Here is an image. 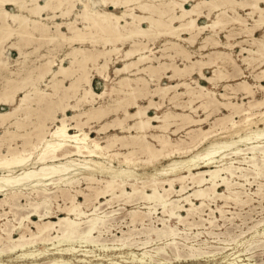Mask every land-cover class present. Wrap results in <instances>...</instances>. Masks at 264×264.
Wrapping results in <instances>:
<instances>
[{
  "label": "bare ground",
  "instance_id": "obj_1",
  "mask_svg": "<svg viewBox=\"0 0 264 264\" xmlns=\"http://www.w3.org/2000/svg\"><path fill=\"white\" fill-rule=\"evenodd\" d=\"M189 2L192 3L186 6V4H188ZM261 4L264 5V0H197V1L195 0H0V42L4 41V39H7L14 34L18 35V38L20 36H22L23 38L27 36L30 37L32 36L36 39L47 37L49 41L57 40V41H61V43H63L62 41H66L68 42V44L75 43V41L83 42L85 40H90V42L91 41L94 42L95 40V36H93L95 34L94 29H96V31L99 30L102 33L101 35H103V37L102 36L101 37L104 39L105 42V45L102 49L99 48L95 49L93 47L94 50L93 49L89 50L85 47L83 48L80 46L79 47L72 46V48L68 52H66L63 57L59 58V61L53 59L55 57L49 58L50 56L49 55L47 58H45L43 61L40 62L39 66H37L38 68L36 67L37 70L33 71L34 68L32 70L30 69L31 70L30 72L27 71L25 72L27 73L25 74V76H20V79L15 82L16 84L13 83L12 81L13 79L9 76L6 77L5 80L6 83L5 84L3 83V87L0 91L1 92L0 102L3 104L5 103L10 104L11 107L4 110H0V124L14 123L16 124L17 127L21 126L23 129L24 126H22V123L20 121V117H19L20 115L18 116L19 111L22 109V111L24 112L23 108H26L25 109L26 112L24 113V115H22V117L24 118L28 116L30 114L29 111H31L28 108L30 106L29 104L31 103V102L29 103V99L31 98L33 99L36 96L37 101H40L41 103L42 102L41 100L44 99V96L52 93L56 94V96L58 97V100L54 102H56L57 104V105L55 104V108L56 109L59 108V110L61 111V115L57 116L55 114V110L50 105L51 103L49 104V101L51 100L49 101L46 100L48 102V103L46 102L47 107L45 106L46 110L48 109L46 111V114L47 112H51L52 110H54L52 111V114L49 113L51 115V120L49 119L51 121V125H47L45 123L46 121L45 120L43 121L42 119L41 121H39L37 124L34 125L35 128L34 132L36 135L35 142H31L29 138L28 140H23L22 144H18V145H22L21 148L17 147L16 144L15 146L10 144L6 151L0 150V170H1L0 193L4 194V196L0 198V203H6L10 208H15V209L29 207V210L25 211L26 213L23 212L22 216L19 217L20 220H18L17 225L13 224L12 226L8 227V225L5 222L0 223V253L4 251L12 252L15 249H19L21 252L18 255H16V258L23 259L27 257L28 255L27 253L29 251L28 248L30 247L31 244L34 245V243L35 244L42 243L46 245L47 243L54 244L55 241L57 243H60L63 241L70 240L71 242V240L74 237L76 238L80 237L79 238L80 242L86 243V245L92 243L93 241L97 242V240L95 241L94 238H96L99 234H101L102 232L101 227H103L102 223L104 222L103 218L106 216L108 217L107 214L101 215L98 212V209L103 204H110L112 200L115 201L114 198L116 197L125 196L127 198L129 197L131 198V196L140 195V197L145 198V200L148 199L157 202L161 207L162 213L167 215L168 217L174 215L175 213H178V218L177 217L176 218L179 221H185L188 215H191L197 209L200 210V207L203 206L204 204V200L207 198L211 199V198L219 197V199H221L220 197H223V199H225L226 202L227 200H230L235 205L239 203L243 204L244 202H246L245 198L244 200L240 198L239 190L236 191L233 187L236 186L234 184H239V182H235L232 179H229V177L234 174V171L237 168L240 170L239 171L240 176L243 178L244 176L245 177L248 176L247 172L246 173L242 172L241 171L242 167L238 165L233 166L232 160L231 161L225 160L228 155L227 153H225V149L230 148L232 150L231 153H233L234 155H238L242 153L241 152L242 149L238 147L237 143L238 142L245 143V141L247 142L251 141L250 143H254L250 147L252 153L251 155L245 156L243 158H249L248 160L252 162V166H253L252 169L255 171V173L253 172L254 174L260 175L264 173L262 168V166H264V146L261 145L262 141L259 140L264 138V125L262 127L256 126V128H253V125H256L258 120L264 122V95L262 99L254 98V102H251L252 101L251 100L250 105L249 106L247 105L248 106L247 108L241 109L239 108V106L236 105L237 108L233 110H235V113L241 112L243 114L241 120L239 121L235 120L232 115H228V114L221 115L218 117V119H216L218 120V122H216L217 125H223V128L230 129L232 133L236 135V138L232 137L231 139L228 140L227 139L218 140L217 138H214L210 140V137L212 136L209 133L210 130L208 131V129L201 128V130L200 129L197 130L202 132L201 133L198 132L196 136L192 135L190 137L191 141L189 142L185 141V143H182L181 141L183 139H181L179 142H172L169 136L164 134L162 130L169 126L171 120H173L174 117H179V118H175V121L182 120L184 124H188V125L200 123L203 120V118H196L184 112H171L166 110L162 111L161 113L149 114L147 110L150 106L154 104V101L152 99H149L148 105H141L137 101V97L138 96L141 97V95L148 93L149 95L157 94L162 99H164V97L167 95L168 98L171 99L172 101L173 98H176L177 95L181 93H187L189 95L187 103L186 104L176 103V104H179L182 107L189 106L190 109L193 111L197 109L198 106H203L204 108H206L209 107L211 104H213L214 101H216L214 98L216 92L208 88L206 85L200 84L196 80L194 86H191V83L187 82L188 80L181 82L180 84L184 85V88L179 91L176 89V86L179 85L178 82L175 85H170L169 83H165V84L156 83L153 88L151 87L149 88L146 82L147 79L141 74H137L134 77L129 75H120V77L116 80L117 85L112 86L111 90L118 93V97L116 99L120 102L119 104L121 103L122 105L123 103L125 104L126 102L125 100L128 99L127 100L128 102H126V106L125 105L124 106L126 108L134 107L135 109L131 111L124 108V116L123 117L117 116L116 118H114L111 124L115 126L119 125L121 129L127 128L128 130L134 128L135 133L130 132L129 134L126 135L125 134L120 135L117 133L109 134L107 135L106 142L103 144L98 139L92 137L89 131L85 130L82 125L84 123L91 121V119L99 120L100 118L105 117L107 114L111 113L110 111H112V109L110 108L114 107V106H110V108H107L106 106L101 104H98L97 106L92 104L93 101L96 100V98L102 97L108 91L106 89H103L101 91L94 90L91 82L93 72L90 70L92 67L94 68L95 73L97 75L103 77L104 79L107 78L109 73L108 68L111 59V54L112 52H117L118 50L121 49L120 46L114 44L115 42L121 41L124 43V40L133 38L135 36L137 37L140 34L148 35V36L152 34L155 35L167 34L170 36L172 35L178 36L180 35V33L182 34L181 31H186L185 33L189 34V37L193 40L196 37V35L199 33V31L204 29L205 27L207 28L209 27L210 29V27L213 28L215 26L220 25L222 23L220 17L227 15L226 13L228 9L234 10L235 13L236 5L244 9L248 7L247 13L250 15V17L251 16L254 17L255 26L264 27V6H262ZM203 5H208V7H206L207 9L206 15L208 17H210V12L213 9H217L218 13L216 16L218 15L221 16L218 17L217 19L211 20V22L205 24H199L198 18L203 14L202 13ZM136 6L139 7V9L142 10L143 12H146L147 15L143 16L135 13L133 8H135ZM111 8L112 9L122 8V10L120 13H116ZM72 12H74L73 19H66L62 21L56 20L57 17H62V16H67L68 18V15H70ZM236 13H237L236 16L231 17L232 21L234 20L237 22H242L243 21L242 17L239 15L238 12ZM256 13L257 15H254ZM227 16L229 17V15ZM45 20H50L52 24L47 23ZM78 20L85 22L83 27L82 26L80 27L77 24ZM173 21H178L179 23L175 25L173 24L174 23ZM143 22H147L148 26L147 27L143 26L142 25ZM50 26L52 27L51 32L49 31V28H51ZM62 27H66V29L70 31L69 34L65 33L62 30ZM248 28L251 27L248 26ZM252 31L253 29H251L249 32L252 33ZM21 38H19V40ZM186 38L187 37L183 39ZM253 38H254L253 40L256 41V49L241 47V51H247L250 54L257 53L256 55H259L260 58L262 57V60L264 62V39L257 38L255 36ZM19 40H17L16 42L18 43ZM136 40H133V42H137ZM213 40L215 39L213 38ZM169 41H171L170 42L171 45H169L168 47L174 48L176 53L187 52L179 42L171 39L168 40L167 42ZM37 42L38 41H36V44ZM217 42L214 41L215 44ZM45 43L46 40L43 44ZM106 44H110V47L106 46ZM137 44L138 45H136L135 43L134 46L132 47L130 46V48L125 49L123 51L122 53L124 57L123 60L125 61L123 62L122 65L114 67L115 73L121 74L123 72H126L127 70L129 71V67L134 66L135 67L134 72L136 73L145 72L151 77V79L153 77H156L158 79L161 74L160 71L166 69L167 67H170L171 65L165 64L164 62H161V60L158 61V63L156 64L153 63L151 60L158 58L157 56L154 55L153 48L150 47L149 45L147 46L145 43H141V44L137 43ZM11 45L13 49L16 48L18 49V51L20 50V48L15 44V42H12ZM202 46H204V44ZM3 50L4 48H2L0 45V66L1 65L6 66L8 63V55H7L8 52L7 54H4V57H1ZM50 52L53 51L50 50ZM19 53L22 55L25 54L22 50H20ZM222 53L225 54L224 52ZM209 57L207 58L208 60H196L195 62L188 61L189 64L187 63L184 69L174 66L172 70L173 72L172 74L174 75L176 74V72L181 70L193 69L194 65H197L199 71L198 74H200L202 78L205 79V81L210 83L212 80H214L215 77H219V75L221 76L222 72L220 73V69H219L220 66L219 63L217 62V59L222 60L223 58L221 57L209 58ZM23 58L26 59L25 57ZM66 58L69 59L68 65L64 63ZM228 58L230 59L229 56ZM231 61L233 62V60ZM88 62H91L92 66L89 67L87 66L85 68ZM143 62L144 64H141ZM34 63L35 62H33V64ZM16 64H18V62ZM23 64L24 63H22V66ZM211 64H215V67L213 69L214 73L212 75L203 74L201 71L203 66L205 65L209 66ZM24 67L26 68V65ZM77 70L79 71L78 73L76 72ZM260 71L264 72V67ZM31 75L32 76L35 75L40 79L48 76L47 79L49 85L52 87L53 92H45L44 89L39 88L35 83L36 81L34 82V77H32V80H30ZM69 76H73L71 78V81L68 84L63 83L64 79ZM219 79L220 78H218V80ZM132 81L135 83H132ZM230 85L231 84H227V86ZM27 87L30 88L28 89ZM238 87L240 90H243L245 95L253 96L251 83H249L247 80L240 81ZM258 87L264 91V83L259 82ZM60 90L62 91L61 93H59ZM20 91H23V94L19 95L18 100L13 104V102L15 101V95ZM77 94H78L77 96L78 101L80 100L81 102L82 99L84 101H88L90 102V105L92 107L83 109L81 111H76L75 106L78 107V105L76 103L71 104L70 102H68V99ZM219 94L224 97L230 96V95L227 96L225 92H219ZM195 98H201V102L195 107H192L191 103ZM122 100L125 102H123ZM243 103L244 102L242 101V106ZM228 104L233 106L235 103H232L230 101L228 102ZM261 104H263V110L259 111L260 117L256 119L254 116L255 112H253L251 109L252 107L259 106ZM238 105H241V102ZM116 106L118 107V104L117 105L115 104V107ZM68 107L75 110L73 114L69 115L66 113V109ZM157 107H159V104H157L156 108ZM27 108L29 109L28 111ZM34 108L36 107H33V109ZM39 114L42 115L41 112ZM210 114L208 113V115ZM33 116H35V114ZM37 117L39 118V116ZM126 117L131 118L133 121L126 124L125 126V124L123 125V121L126 119ZM26 121H28L27 118ZM109 123H110L109 121H105L102 123V126H105V124L108 125ZM227 123H229V126H227ZM111 124L109 125L111 126ZM25 126L27 127V124H25ZM107 127L108 126L103 127L104 130ZM149 128H158L161 130L160 132L151 133L150 135V137H153L154 140L157 142V144L155 145L148 142L145 138L146 130ZM197 128L199 127L197 126ZM71 129H74V131H71ZM192 129H194V127L190 126L187 131H190ZM241 129H245L246 131L242 134L240 133ZM6 130L8 131V133H13L14 131L10 129H5V131ZM100 131H102V129ZM15 134L16 133L14 132V135ZM19 134L22 135L23 133H19ZM5 135H7V133ZM32 136H34V134ZM9 137H11V135ZM126 137H129L130 141L128 140L125 141L124 139H126ZM118 142H120L121 146L128 144L130 145L131 148H129L126 152H118V151L110 152L109 148H113V146H115V144ZM207 142L209 143L202 150H194L197 149L199 145ZM1 145L3 144L1 143ZM136 152L144 153L147 156L145 161L152 162V165H154L153 164L154 161L157 162L161 158H168L169 162L166 163L165 165H161L159 168L155 167L154 165V171L148 174L147 176L148 179L147 180L144 179L142 181L139 180L141 181V185H138L137 182L138 177H136V175L139 176L140 174H136L135 170L132 168L134 165L137 164L136 161H138L133 158V155ZM118 154H121L122 159L119 160L117 157H115ZM256 154L261 155L262 161L260 162V164L259 162H255ZM113 158L118 159L119 164L117 166H114L112 164ZM95 173L106 174L108 178L106 179L97 178L95 176ZM158 173H162V174L156 175ZM78 175L83 176L85 179L89 181L97 180L98 182H101L100 187L99 186L95 187L91 185L87 187L90 189L92 188L94 190V193L92 194L93 197L88 193L85 194L81 192L79 189V192H81V194H83L84 196V202L90 200L91 199L90 197H92L94 203L92 204L90 211H85L84 209L81 208L82 203L76 199V194H70L67 192L66 194H68V196L66 197L68 201L65 203L63 201V205L58 204V208H57L59 211L62 212L63 215L58 214L56 215L55 219H52L51 217L55 216L54 215L55 211H52L51 209L52 198H55L52 197L53 195L52 193H54L55 191L54 189L55 188L60 189L61 190L60 193H63L67 188L65 189L62 186L69 184L71 185V183L72 182L74 183L75 180H79L80 177ZM228 175L230 176L228 177ZM131 178L134 179L133 182L128 181ZM247 182L249 181L247 180ZM258 183H260V181ZM125 184H129L131 190L125 189L124 188ZM176 184H178V186H176ZM219 185L224 187V190L227 191V194H225L224 191H217V186ZM146 187H148L151 191L147 192V190H145ZM189 187L192 188V192L190 194L187 195L184 194V196H181L182 194L181 192ZM67 191L69 190L67 189ZM172 192H175L178 195V197L175 199L174 198L171 199L170 194ZM107 193L110 195L109 197H107L108 195ZM33 194L34 196H31ZM260 194L257 193V195ZM248 196L246 198H248ZM20 197H25L27 199L26 200L27 202L20 203L19 200ZM102 197H105V199L101 200ZM193 198L199 200L198 206L193 203L192 201ZM88 207H90V205ZM181 209L185 211V215L180 214ZM217 210L219 211L220 214L223 213L222 207H218ZM135 211L136 210H134V212ZM87 212H89V214H87ZM139 212L142 213L144 211H139ZM135 213L131 214L132 216L130 217L131 218L130 220L132 222L136 218H138V216H140V214H135ZM147 213H150V211L149 212L147 211ZM211 213L213 214L212 211L209 214ZM146 214L144 213V215ZM34 215L37 216L35 219L32 217ZM128 215L130 214L128 213ZM194 215H196V212ZM83 216L86 217V218L84 217L85 220L80 221L79 217H83ZM138 219L141 222V224L144 223L143 222L144 219L142 217ZM25 220L30 222L35 230H31V229L29 230L30 227L28 226V224L24 223ZM82 222H85L86 224V226L83 227L84 228L83 230H81L80 227ZM209 222L210 224L212 223L211 220H209ZM99 223L102 224L101 227L98 226ZM12 231L17 232L16 237H13L11 235ZM27 231H30L28 236L26 234ZM95 231L98 232L97 236L93 235V232ZM157 233H161V234L165 233L172 235L175 234L174 228L173 229L171 228L170 231L165 229L164 230L162 229L160 231L159 229V232ZM4 240H8L9 243L6 244ZM120 240L121 239H119V242ZM173 242L174 240L171 242V244L176 248L174 249L173 257L175 258V261L176 260L178 261L181 259V255L176 244ZM125 243L127 242H122L121 245ZM44 245L42 246L45 247ZM191 246L189 250L190 252L189 255H194V251ZM45 249L47 248H44V251L41 250L40 252L41 253L42 251L45 252ZM71 249L72 248H70V250ZM58 250H59L58 252H60L58 256L59 259L64 261L63 254L69 251V246L66 249L62 248ZM160 251L162 252L165 251L164 247L161 248V250L154 251L155 254L151 253L150 250H144L142 252V255L144 257L146 256L147 258H149V260L151 261V262L148 261L149 263L152 264L153 262V264H156L162 261V259L159 257L160 256L159 254L161 253ZM46 253H50V252H47L46 250ZM80 253H82L81 250ZM137 255L135 254V256ZM79 256L81 257L83 255L79 254ZM84 256L87 255L84 254ZM123 261L121 262L123 263ZM6 264H10V263L7 262ZM20 264H24V263H20ZM133 264L136 263H134L133 261ZM145 264L147 263L145 262ZM231 264H238V263L234 261V263Z\"/></svg>",
  "mask_w": 264,
  "mask_h": 264
},
{
  "label": "rangeland",
  "instance_id": "obj_2",
  "mask_svg": "<svg viewBox=\"0 0 264 264\" xmlns=\"http://www.w3.org/2000/svg\"><path fill=\"white\" fill-rule=\"evenodd\" d=\"M261 5L264 6L263 4H261ZM206 7H208V5H203L202 8H206ZM247 8L246 9H244V8L240 9L238 7L235 8L236 12H238L239 15L242 17V20H243L242 22H237L234 20H233L234 22L232 21L231 17L237 15L236 12L234 13V10H231V9L227 10L226 14L229 15V17H228L227 15L216 16L218 13L216 11L217 9H213L216 12H213L211 17H209L207 19V21L202 19L204 21H200L198 23L199 24H205V23L211 22V20H213V19H217L220 16H221L220 19L222 20V23L218 26L213 27V28L210 27V29H209V27L208 28L205 27L204 29L199 31V33L196 35V37L193 39V41L190 40L192 42L189 41L191 44H194V41H196V40L201 42V40L204 38V36L206 34H208L209 36L216 37L217 39L221 38L223 41H225L224 40L225 38L226 39L228 38L231 42H233L232 46L226 45V46L221 47L220 45H217V47H215L214 46L215 44H211V46H210L211 48H208L205 52H201V51L195 52L197 45L193 46V47L192 46L187 47L189 43L187 45H184L185 43L183 42L184 44H182V42L180 41L181 39H176V37H175L176 35L170 36L167 34L166 35L165 34L164 35L152 34L149 36L140 34L137 37L135 36L133 38H129V39L124 40V43L121 41L115 42L114 44H116L117 46H120L121 49L118 50L117 52H112V54H111V59H110L109 68H108L109 73H108L107 78L104 79L103 77L97 75L95 73L94 68H92V67H91L90 71L93 72L91 82H92V86H93L94 90L95 91H101L103 89H106L108 91L102 97L96 98V100L93 101L92 104L95 106H97L98 104H101V105L106 106L107 108H110V106L115 107V104L116 105L118 104L119 108L116 106L115 110H114V107H111L110 108V109H112V111H110L111 113L107 114L103 118H100L99 120L98 119H91V121L84 123L82 125L83 128L85 130H88L92 137L98 139L103 144L106 142L107 135H109V134L117 133L120 135L121 134L126 135V134H129L130 132L135 133L134 128L128 129V130H127V128L121 129L119 127V125L115 126V125L111 124L112 121L114 120V118H116L117 116L118 117L124 116V108H126L125 107L126 102H128L127 101L128 99H126L125 100L126 102L122 100L123 102H125V104L124 103H123V105H122V103L119 104L120 102L116 99L118 97V93L115 91H112L111 89H112V86L117 85L116 80L120 77V75H129V76L134 77L137 74H141L147 79L146 82H147V86L149 88L150 87L153 88L156 83H159V84L169 83L170 85H175L178 82L179 85L176 86V89L180 91L184 88V85L180 84L181 82L188 80L187 82H190L191 86H194L195 80H196L200 84L206 85L208 88H210L211 90H214L216 92V94L214 95V98L216 101H214V103L211 104L212 106L210 105L209 107H206V108H204L203 106H198V108L195 109L196 111L195 110L192 111L189 106L188 107H182L181 105H179V104H183V103L186 104L187 103V100L189 98V95L187 93H181V94L177 95L176 98H173L172 101H171V99L168 98L167 95L164 97V99H162L157 94L149 95L148 93L144 94L145 96L141 95V97L140 96L137 97V101L141 105H148L149 99H152L154 101V104L152 106H150L147 110L149 114L161 113L162 111L166 110V111H171V112H184V113H188L191 116L196 117V118H203V120L200 123H196L193 125L184 124L182 120H176L175 121V118H179V117H174V119L172 118L173 120H171V123L169 124V126L162 130V132L164 134L169 136V138L171 139L172 142H179L181 139H183L181 141L182 143H185V141L189 142V141H191L190 137L192 135L196 136L198 132L199 133L202 132V131L197 130V129L201 130V128L208 129V131L210 130L209 133L212 135L210 137V140L214 139V138H217L218 140H225V139L228 140V139H231L232 137L236 138V135L233 134L230 129L223 128V125H217L216 122H218V120H216V119H218V117L221 115L228 114V115H232L235 120L239 121L243 117V114L241 112L235 113V110H233V109L237 108V106H239V108H241V109L247 108L250 105L251 100H252L251 102H254V98L255 99H262L263 95H264V91L258 87L259 82L264 83V72L260 71L264 67V62L262 60V57L260 58L259 55H256L257 53L256 54H253V53L250 54L247 51H241V47L256 49V41L253 40L254 36L257 38L264 39V27H262V26L256 27L255 26L254 17H252V16L250 17V15L247 13V11H248ZM137 9H139V7H137V6L135 8H133V10L136 12L138 11ZM76 10H74V11H76ZM121 10H122V8L118 9L117 11H114V10L113 11L116 13H120ZM254 15H257V13ZM73 18H74V12H72L70 15H68V18H67V16H62V17H57L56 20L62 21V20L73 19ZM45 21L49 24H52L50 22V20H45ZM173 22H174L173 24H175V25H177L179 23L178 21H173ZM223 22H225V23H223ZM226 22H228V23H226ZM241 23H243V24H241ZM77 24L80 27L81 26L83 27L85 22L78 20ZM248 26H250L251 28H248ZM51 29H52V27L49 28L50 32H51ZM251 29H253L252 33L249 32ZM256 29H259V31H257V33H255V35H254V31ZM62 30L67 34H69V32H70L69 30L66 29V27H62ZM181 32H182V34L180 33V35L177 36L178 38H181V37L183 38V33L187 34V33H185L186 31H181ZM94 33H93L94 34L93 36H95V40H94V42L91 41L92 43L90 42V40H85L83 42L75 41V43H71V44H68V42H66V41H62L63 43H61V41L53 40L55 43L57 42L55 44L53 41H49L47 37L46 38L45 37L38 38L39 39L38 40L32 36L31 37L30 36L24 37L25 39L22 36H20L19 38L22 37L20 39L21 40L20 41L18 38V35H16V34L12 35L11 37H9L7 39H4V41L0 42L1 47L4 48L1 57H4V54H7V52H8V54H7L8 55V63L6 66H3V65L0 66V76H1L0 77V91L3 87V83L4 84L6 83L5 80H6L7 76L11 77L13 79L12 80L13 83L16 84L15 82L20 79V76H25V74H27L25 72L26 71L30 72L33 68H34L33 71L37 70V68H38L37 66H39L40 62L43 61L45 58H47L49 55H50L49 58L55 57L53 59H56V61H59V58L63 57L65 55V53L68 52L72 48V46H78V47L80 46L83 48L85 47L89 50H92V49L94 50V48L95 49L96 48L102 49L105 45L104 39L102 38L103 35H101L102 33L99 30L96 31V29H94ZM35 35H38V34H35ZM229 36H231V37H229ZM148 37L149 38L151 37L150 40ZM132 39L133 40L137 39L136 40L137 42H133ZM170 39L179 42L187 52H185V53H182V52L178 53L177 52L176 53L174 48L168 47L169 45H171L170 44L171 41L167 42ZM17 40L20 41V42L18 41L20 46L16 42ZM28 40L30 41V43ZM45 40H46V43L43 44L45 42ZM36 41H38L37 42L38 45L36 44ZM12 42H15V44L20 48V50H22L25 54L22 55L19 53L20 50L18 51V49H16V48L13 49L12 45H11ZM121 43H123V44H121ZM135 43H136V45H138L137 43H139V44L145 43L147 46L149 45L150 47L153 48L154 55L158 57L156 59L151 60L153 63L156 64V63H158V61L161 60V62H164L165 64H168V65L170 64L171 66L167 67L164 70H161L160 71L161 74H160V77L158 79L156 77H153L151 79V77L148 74H146L145 72H137V73L134 72V70H135L134 66H131L132 68L129 67V71L127 70L126 72H123L121 74H116L114 71V67L122 65L123 62L125 61V60H123V58H124L123 54H122L123 51L125 49L130 48V46L131 47L134 46ZM40 44L42 47L40 46ZM60 44H62V45H60ZM101 44H103V45H101ZM55 45H57L58 47ZM106 46L110 47V44H106ZM206 47L207 46H205V48ZM49 48L53 52H50ZM54 49H55V51H54ZM193 49H195V50H193ZM216 52L217 53L220 52L219 53L220 55L217 54ZM222 52H224L226 55L223 54ZM26 53H27V55H26ZM46 54H47V56H46ZM227 54L230 57V59L228 58ZM22 56L25 57L26 59H24ZM250 56L253 58H251ZM208 57L209 58H214V57L223 58L222 60L217 59V62L219 63V66H220V68H219L220 73L221 72L224 73V74L221 73L222 77L219 75V77H215L214 80H212L209 83V82L205 81V79L202 78V76L200 74H198L199 71H198L197 65H194L193 69L181 70V71L176 72V74H174V75L172 74L173 73L172 70H173L174 66L184 69L185 65H187V63L189 64L190 61L195 62L196 60H208L207 59ZM231 60H233V62ZM243 60H245V61H243ZM16 61L18 62V64H16L17 63ZM31 61H33L35 63L33 64V62H31ZM22 63H24L23 66H22ZM64 63L66 65H68L69 59L66 58ZM141 64H144V62ZM25 65H26V68L24 67ZM87 66L88 67L92 66L91 62H88L86 64L85 68ZM214 67H215V64H211L209 66L205 65V66H203L201 71L205 75H212L214 73V71H213ZM15 70H16V72H15ZM76 72L78 73L79 71L77 70ZM131 72H133V73H131ZM17 74H19V75H17ZM32 77H34V82L36 81L35 83L37 84V86L39 88L44 89L45 92H53L52 87L49 85V82L47 79L48 76L41 78L42 80L35 75H33V76L31 75L30 80H32ZM72 77L73 76H69V77L65 78L63 83L68 84L71 81ZM256 77H258V78H256ZM218 78H220V79L218 80ZM242 80H247L249 83H251V88L253 90V96H247L244 94L243 90L239 89L238 86L240 84V81H242ZM132 83H135V82L132 81ZM237 83H239V84H237ZM227 84H231V85L227 86ZM237 89H239V90H237ZM61 92L62 91L60 90L59 93H61ZM219 92H225L227 94V96H229V95L230 96L229 97L221 96L219 94ZM21 94H23V91H20L15 95V101L13 102V104L18 100L19 95H21ZM77 96H78V94L75 96H72L68 99V102H70L71 104L76 103L78 105V107L75 106L76 111H81L83 109H87V108L92 107L90 105V102H88V101H84L83 99L81 100V102H80V100L78 101ZM46 100L47 101L51 100V101H49V104L51 103L50 105L55 110V114L57 116L61 115V111L59 110V108H57V109L55 108L56 102H54V101L58 100V97L56 96V94L52 93V94L44 96V99L41 100L42 101L41 103H40V101H37L36 96L33 99L32 98L29 99V103L31 102L29 104L30 106L28 107L31 110V111H29L30 114L24 118L22 117V115H24V113L26 112V110H25L26 108H23L24 112L21 109L20 110L21 112L19 111V113H18V116L20 115L19 117H20V121L22 123V126H24L25 129H24V127L22 129L21 126L17 127L16 124H14V123H12V124H9V123L0 124V150L1 151H6L10 144H12L14 146L16 144L17 147L21 148L22 145H18V144H22L23 140H28L29 138H30L31 142H35L36 141V135L34 132V130H35L34 125L37 124L42 119H43V121L44 120L46 121L45 123L47 125H51V121H50L51 115L50 114H52V111H54V110H52V111L50 110L51 112H47V114H46V111L48 110V109L46 110L47 103H48ZM247 100H248V102H247ZM43 101L45 102V104ZM116 101H117V103H116ZM174 101H176V102H174ZM230 101L232 103H235V104L233 106L228 104V102H230ZM242 101L244 102L243 106H242ZM77 102H79V103H77ZM200 102H201V98H195L192 101L191 106L195 107ZM218 102H221V103H218ZM240 102H241V105H238ZM176 103H179V104H176ZM222 103H224L227 106H225ZM157 104H159V107L156 108ZM10 107H11L10 104L5 103L4 105H0V110H4V109L10 108ZM33 107H36V108L33 109ZM28 108H27V111L29 110ZM40 108L42 111L40 110ZM35 109H36V111H35ZM44 109H45V111H44ZM126 109L132 111L135 108L134 107H127ZM75 110L68 107L66 109V113L71 115V114H73V112ZM251 110L253 112H255L254 116L256 119H258L260 117L259 111L263 110V104H261L259 106L252 107ZM39 111L41 112L42 115L39 114L40 113ZM208 113L209 114L211 113V114L208 115ZM34 114H35V116H33ZM53 114H54V112H53ZM36 115L39 116V118ZM47 115H49L50 117ZM45 116H46V118H45ZM207 117H209V118H207ZM26 118L28 121H26ZM24 120L26 123L24 122ZM125 120L123 121V125L125 124V126H126V124L133 121L129 117H126ZM105 121H109L110 122L109 124H111V126L109 124L108 125L105 124V126H102V123ZM173 121H175V122H173ZM25 124H27V127L25 126ZM28 124H29V126H28ZM85 124H87V125H85ZM32 125H33V127H32ZM263 125H264V122L258 120L257 124L253 125V128H256V126L262 127ZM88 126H90V127H88ZM106 126H108V127L105 128V130H104L103 127H106ZM190 126L194 127V129L187 131ZM197 126L199 128H197ZM227 126H229V123H227ZM195 128H196V130H195ZM5 129H10V130H14V131H13V133H8V131L7 130L5 131ZM101 129H102V131H100ZM71 131H74V129H71ZM160 131L161 130L158 128L147 129L146 134H145L146 140L153 145L157 144V142L154 140V138L150 137V135H151V133H156V132H160ZM185 131H187L188 133ZM245 131H246L245 129H241L240 133L243 134ZM5 132L7 133V135H5L6 134ZM14 132L16 133L15 135H14ZM192 132H194V133H192ZM19 133H23V134L20 135ZM33 134H34V136H32ZM10 135H11V137H9ZM14 136H16V137H14ZM26 137H27V139H26ZM31 137H32V139H31ZM124 140L130 141L129 137H126V139H124ZM210 140H208V141H210ZM259 140L262 141L261 145L264 146V138L259 139ZM250 142L251 141H248V142L245 141V143L244 142H238L237 143L238 147L242 149L241 150L242 153H240L238 155H234L233 153H231L232 150L230 148L225 149V153L228 154L225 160L226 161L232 160L233 166L238 165V166L242 167L241 171L244 173L247 172V175H248L246 177L244 176V178L241 177L240 172H239L240 170L238 168L235 169V171H234L235 175L234 174L232 176L228 175V177L230 176L229 179H232L235 182H239V184H234L236 186H233V187L236 191L239 190V192H240L239 195H240V198L242 200H244V198H245L246 202H244L243 204L239 203V204L235 205L230 200H227V202H226L225 199H223V197H220L221 199H219V197H215V198H211V199L207 198L204 200V204H203V206L200 207V210L197 209L191 215H188L186 217L185 221H179L177 219L178 213H175L174 215L168 217L167 215L162 213L161 207L157 202H154V201H151L148 199L145 200V198L140 197V195H138V196L134 195V196H131V198L130 197L127 198L125 196L116 197V198H114L115 201L112 200V202H111L112 204L111 203L110 204H103L98 209V212L101 215L107 214L108 217L106 216L103 218L104 219V222L102 223L103 225L101 223H99V225H98L100 227H101V225L103 226V227H101V230H102L101 234L98 235L97 231L93 232L94 236L98 235L96 237L97 239L94 238V240L95 241L97 240V242L93 241L92 243H89L86 245V243L80 242V240H79L80 237H78V238L74 237L71 240V242H70V240L63 241L60 243H57L55 241L54 244L47 243L46 245H44L42 243H37V244L34 243V245L31 244L30 247L28 246L29 247L28 248L29 251L27 253L28 255H27V257H25L23 259L16 258V255H18L21 252L19 249H15L12 252H5V251L1 252L0 253V264H6L7 262H9L10 264H20V263H24V264H99V263L100 264H133V261L136 264H142L143 261H144L143 264H145V262L147 264H151L148 262V261H150L149 258H147L146 256H145L146 257L145 258L142 255V252L144 250H150L151 253L155 254L154 251L161 250V248H163V247H164L165 251H163V252L160 251L161 253L159 254L160 255L159 257L162 259V261H160V263H156V264H231V263H234V261H236V263H238V264H264V188H263V186H264L263 185L264 184V177H263L264 173L260 174V175L254 174L255 171L252 169L253 168L252 162L250 160H248L249 158H243L245 156L251 155V153H252V151L250 150V147L254 143H250ZM1 143L3 145H1ZM208 143L209 142L203 143V144L199 145L197 147V149H194V150H202L205 146H207ZM127 145L121 146L120 142H118L115 144V146H113V148H109V149H110V152H115V151L126 152L129 148H131L130 145H128V146ZM125 147H127V148H125ZM134 155H133V158L138 160V161H136L137 164L134 165L132 168L135 170L136 174H140L139 176L136 175V177H138V180H137L138 185H141L142 180L148 179V177H147L148 174H150L154 171V165H155V167L159 168L161 165H165L166 163L169 162L168 158H161L157 162L154 161L153 162L154 165H152V162L145 161L147 156L144 153L136 152ZM115 157H117L119 160L122 159L121 154H118ZM117 158H113L112 164L114 166H117L119 164L118 163L119 161ZM102 159H104V158H102ZM261 161H262L261 155L256 154L255 162H259V164H260ZM262 168L264 171V166H262ZM250 172H252V173H250ZM0 173H1V170H0ZM159 174L161 175L162 173H158L156 175H159ZM224 175H225V173H224ZM255 175H256V177H255ZM78 176L80 177L79 180H75L74 183L73 182L71 183V185L69 184V185L62 186L65 189L67 188L69 191H67V189H66L63 193H60L61 192L60 189L52 188L55 190L54 193H52L53 194L52 197H55V198H52V201H51V203H52L51 209H52V211H55V213H54L55 216L51 217L52 219H55L56 215H58V214L63 215L62 212L59 211L57 208H58V204L63 205V201H64V203L68 201V199L66 197V196H68V194H66L67 192L70 194H76V199L82 203L81 208L84 209L85 211H90V208L92 207V204L94 203V201L92 199V197H93L92 194L94 193V190L92 188L90 189L87 187L89 185L95 186V187H98V186L100 187L101 182H98L97 180L96 181L95 180L89 181V180L85 179L83 176H80V175H78ZM95 176L97 178H103V179L108 178V176L106 174H100V173H95ZM139 180H141V181H139ZM247 180L249 182H247ZM128 181L133 182L134 179L131 178ZM259 181H260V183H258ZM258 185H260V186H258ZM124 186H125L124 187L125 189L131 190L129 184H125ZM176 186H178V184H176ZM257 187L258 188L260 187V188L258 189ZM79 189L81 192H83L85 194L88 193L89 195H91L92 196V197H90L91 199L84 202V196H83V194H81V192H79ZM145 190H147V192L151 191L148 187H146ZM217 191H224L225 194H227V191L224 190V187L220 186V185L217 186ZM252 191H253V193H252ZM260 191L263 193V195ZM191 192H192V188L189 187V188L185 189L184 191H182L181 192L182 194L181 193L180 194H181V196H184V194L187 195V194H190ZM243 193H246V194H243ZM247 193L249 196L247 195ZM257 193L258 194L261 193V194L257 195ZM55 194H57L58 196ZM60 194H62L63 196ZM2 196H4V194L0 193V198H2ZM31 196H34V194ZM109 196L110 195L108 194L107 197H109ZM170 196H171V199H173V198L175 199L178 197V195L175 192H172L170 194ZM247 196H248V198H246ZM249 197H250V199H249ZM24 198L25 197H20V199H19L20 203L27 202L26 201L27 199L26 198L24 199ZM104 199H105V197L101 198V200H104ZM215 199H216V201H215ZM125 201H127V202H125ZM192 201L195 205H197V206L199 205V200L193 198ZM5 204L6 203H0V223L5 222L8 225V227L12 226L13 224L17 225L18 220H20L19 217L22 216L23 212L26 213L25 211L29 210V207L15 209V208H10L7 204L6 205ZM88 204L90 205V207H88L89 206ZM224 204H226V205H224ZM244 204H246V205H244ZM218 207H222V209H223L222 214H220L219 211L217 210ZM7 210H9V211H7ZM134 210H136L135 211L136 213L134 212ZM210 210L213 212V214L212 213L209 214L211 212ZM2 211H3V213H2ZM139 211H144V212L140 213ZM147 211L148 212L150 211V213H147ZM235 211H236V213H235ZM104 212H106V213H104ZM132 212L135 214H140V216H138V218L142 217L144 219L143 220L144 223H142L143 225L141 224V222L139 221L138 218L135 219L138 222L135 220H134L135 222L134 221L132 222L130 220L131 219L130 217L132 216L131 214H133ZM195 212H196V215H194ZM128 213L130 215H128ZM144 213L145 214L147 213V214L144 215ZM87 214H89V212H87ZM180 214L185 215V211H183V209H181ZM32 217L35 219L37 216L34 215ZM84 217L85 216L79 217L80 218L79 220L80 221L85 220L86 217L85 218ZM148 217H149V219H148ZM212 219L215 221H213ZM209 220L212 221L211 224H210ZM189 222H191L193 224H191ZM24 223L28 224V226L30 227L29 230L30 229L35 230L33 225L30 222H28L27 220H25ZM189 225H191V226H189ZM85 226H86L85 222H82L80 225L81 230H83L84 229L83 227H85ZM161 228L163 230L165 229V230H169V231L171 228L172 229L174 228L175 234L172 235V234H165V233H162V234L157 233V232H159V229H160V231L162 230ZM29 233H30V231L26 232L27 236L29 235ZM54 233H56V232H54ZM11 235L13 237H16L17 232L12 231ZM118 238L121 239L120 240L121 243L122 242H127V243L121 245ZM173 240H174L173 243L176 244V246L180 252V255H181V259L178 261L177 260L175 261V258L173 257L174 249H176L171 244V242ZM4 241L6 244L9 243L8 240H4ZM42 245H44L45 247H43ZM81 245H83V246H81ZM56 246L58 249H62V248L66 249L69 246V251L65 252L63 254L64 261L59 259L58 256H59L60 252H58L59 250L56 248ZM190 246L192 247V249L194 251V255H189ZM44 248H47V249H45V252H43ZM70 248H72V249L70 250ZM41 250H43L42 253L40 252ZM46 250H47V252H50V253H46ZM80 250L82 253H80ZM70 251H72V252H70ZM43 253H45L46 256ZM134 253L136 255L137 254L138 255L135 256ZM79 254L83 255V256L85 254L87 256H84V257L81 256L80 257ZM133 255H134V257H133ZM82 257H83V259H82ZM65 259H66V261H65ZM131 259H133V260H131ZM231 260H232V262H231ZM95 261H96V263H95ZM97 261H98V263H97ZM121 261H123V263ZM152 264H153V262H152Z\"/></svg>",
  "mask_w": 264,
  "mask_h": 264
},
{
  "label": "crops",
  "instance_id": "obj_3",
  "mask_svg": "<svg viewBox=\"0 0 264 264\" xmlns=\"http://www.w3.org/2000/svg\"><path fill=\"white\" fill-rule=\"evenodd\" d=\"M195 1H197V0H195ZM192 2H189L188 4H186V6L187 5H190ZM240 8L238 5H236V8ZM112 9V8H111ZM118 9H121V8H116V9H112V10H114V11H117ZM241 9V8H240ZM138 11L136 12L135 11V13H137V14H140V15H143V16H145V15H147V13L146 12H143L142 10H140V9H137ZM228 10H230V9H228ZM217 11V10H216ZM216 11H212L211 13H210V17H211V15L213 14V12H216ZM206 12H207V9L206 8H203L202 9V15L198 18V22H200V21H207V19L209 18L207 15H206ZM202 19H204V20H202ZM142 25L143 26H145V27H147L148 26V23L147 22H143L142 23ZM257 31H259V29H256L255 31H254V35H255V33H257ZM176 37V39H181L180 41L182 42V44H184V45H187L188 43V46L187 47H193V46H196L197 45V48H196V50L195 49H193V50H195V52L197 51H201V52H205L208 48H211L210 46H211V43L212 44H215L214 43V41H218L214 46L215 47H217V45H220L221 47H223V46H226V45H231L232 46V44H233V42H231L229 39L227 40L226 38L224 39L225 41H223L221 38H216V37H212V36H209L208 34H206L205 36H204V38L201 40V42L200 41H198V40H196V41H194V44H191L189 41L190 40H192L190 37H189V34H184L183 33V38H185V37H187L186 39H183L182 37L181 38H178L177 36H175ZM210 37V38H209ZM212 37V38H211ZM210 39V41H209V39ZM213 38L215 39V40H213ZM189 40V41H188ZM193 41V40H192ZM191 41V42H192ZM206 41V42H205ZM208 41V42H207ZM229 41V42H228ZM184 42V43H183ZM205 43H206V45H205ZM220 43V44H219ZM199 44V45H198ZM204 44V46H202ZM205 46H207L206 48H205ZM200 47V48H199ZM4 105L3 103H1L0 102V105Z\"/></svg>",
  "mask_w": 264,
  "mask_h": 264
}]
</instances>
